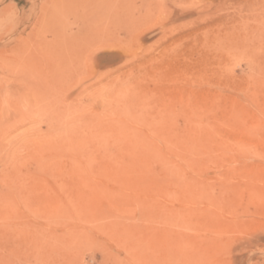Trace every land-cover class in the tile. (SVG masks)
<instances>
[{
    "label": "rangeland",
    "instance_id": "obj_1",
    "mask_svg": "<svg viewBox=\"0 0 264 264\" xmlns=\"http://www.w3.org/2000/svg\"><path fill=\"white\" fill-rule=\"evenodd\" d=\"M0 264H264V0H0Z\"/></svg>",
    "mask_w": 264,
    "mask_h": 264
}]
</instances>
